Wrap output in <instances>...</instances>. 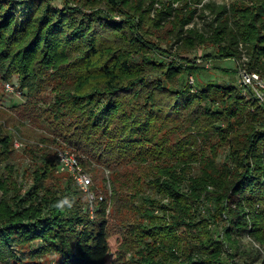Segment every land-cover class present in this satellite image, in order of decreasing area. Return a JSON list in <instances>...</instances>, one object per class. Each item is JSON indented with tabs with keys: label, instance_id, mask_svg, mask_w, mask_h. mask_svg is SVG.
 <instances>
[{
	"label": "trees",
	"instance_id": "trees-1",
	"mask_svg": "<svg viewBox=\"0 0 264 264\" xmlns=\"http://www.w3.org/2000/svg\"><path fill=\"white\" fill-rule=\"evenodd\" d=\"M103 1L106 11L98 8ZM192 1L63 0L62 9L46 0L34 6L0 0V76L9 81L12 73L19 74L20 88L30 95L50 70L59 73L74 63L83 66L82 82L71 88L65 100L86 109V122L74 144L79 148L82 139L90 141L100 152L99 160L107 165L137 158L147 164L156 159L146 143L154 140L163 124H182L177 121L181 113L193 126L192 138L185 144L195 145L192 134L217 135L216 142L227 148L226 163L216 165L203 155L200 159L205 167L193 178L185 176L186 166L194 160L193 148L187 151L179 140L171 154L161 147L179 166L156 169L150 179L166 203L135 193L144 222L137 225L136 241L141 247L131 264H264V103L248 104L233 83L196 78L195 85H188V73L204 68L189 62L184 69L172 66L156 54L158 45L144 27L150 9L158 4L161 10L152 20L154 28L174 16L172 33L183 46L215 45L217 52L213 57L206 55V61L241 59L244 54L247 69L264 77V0L217 6L207 36L195 29L183 30L195 13V8L190 9ZM114 11L123 15L122 22L114 21L110 14ZM184 32L186 37H182ZM71 53L76 54L74 59ZM99 55L103 59L97 65ZM94 70L100 71L96 78L103 83L85 89L83 84L94 78L90 77ZM244 109L247 112L241 115ZM114 123L119 126L112 129ZM12 143V134L0 131V165L9 161ZM39 157L41 165L31 171L32 183L25 188L12 176L14 168L9 163L4 166L7 174L0 175V263L28 264L27 257L30 263L44 258V263L32 264L46 260L47 264H107L110 246L104 201L97 202L90 215L86 195L70 176L56 172V161L48 154ZM54 173L66 178L47 185ZM185 180L189 192L181 186ZM111 183L115 186V181ZM116 184L115 205L122 200L116 190L132 187ZM208 186L217 191L215 196ZM204 201H210L211 210L216 211L210 223L196 220L195 208ZM127 204H117V208ZM156 210L170 213L166 218L156 215Z\"/></svg>",
	"mask_w": 264,
	"mask_h": 264
},
{
	"label": "rangeland",
	"instance_id": "rangeland-1",
	"mask_svg": "<svg viewBox=\"0 0 264 264\" xmlns=\"http://www.w3.org/2000/svg\"><path fill=\"white\" fill-rule=\"evenodd\" d=\"M13 1H24L34 6L40 0ZM209 1L211 0H194L190 2V9L195 8V13L189 23L183 27L184 31L195 29L199 33L208 32L209 24L212 23L216 17V7L220 5L227 6L237 0ZM46 2H48L49 5L57 6L62 9L65 7L63 0H46ZM206 5H211L212 9L206 7ZM98 8L104 11L107 10L104 1ZM160 10L159 5L155 4L153 9L151 8L148 13L147 22L144 23V27H148L146 28L147 31L152 33L149 39L158 45L156 54L159 55V57L162 56L168 63H173L172 66L175 68L184 69L187 62L193 67H198L200 69L203 67L204 69L198 72H195L197 68H193L195 71L190 72V74L188 73V85H195L196 78L202 82L212 80L219 84H236V65L233 60L230 58L225 60L211 58L210 61H208L209 63H205L207 62L204 60L206 55H211L213 57L217 52V47L215 45L204 42L196 45L193 49H188L186 46H183L181 41H178L176 37H174L172 33L173 25L170 23L173 21L174 16L165 18V20L167 19L166 22H163L158 29L154 28L152 20L157 18V12ZM184 12L185 9H183V13ZM110 14L114 21H123V15H120L117 11L110 12ZM180 17H182V15H180ZM204 35H206V33ZM182 37H186L185 32L182 33ZM70 57V59H74L76 54L71 53ZM169 57L171 59H169ZM102 59V56H97L95 64L100 65ZM206 64L209 65L207 66ZM65 68L59 73L50 70L41 81L36 83V90L30 95H27L26 90L20 88L19 74L12 73L9 80V82L13 83L16 94H9L5 90L4 85L7 81H3L0 76V131L2 134L6 132L11 133L13 141L17 139L22 143V147L19 149H14L12 143L13 148L9 155V161L0 165V175L2 173L7 174V170L6 168L4 169V166L9 163L14 168L12 176L25 188L32 183V176H30L31 171H33L35 167L41 165L40 153L48 154V158L55 159V161L56 153L60 150L73 153L79 161H83V164H85L84 169L91 176L92 186L94 187L91 191L95 195H102L103 197L106 207L108 243L110 246L107 264H131L132 257L136 255V252L140 250L141 247L140 243L138 244L136 241L138 232L140 233V229L137 225L144 222V218L142 217L143 207L140 202H137L139 201L137 200L138 198H136L137 194L157 197L158 201L160 200L159 202L162 200V202H165L166 199H162L158 196L156 191L152 188V180L150 179L154 177L156 169L158 171L159 168L164 166H179L177 165L178 163L176 164L173 155L170 157L165 154V151L163 150V152L161 147L163 146L166 150H169L171 154L173 151L177 150L175 143L179 140V144H182L181 147L187 149V151L188 148H193L191 154L194 160L192 159L193 161L188 163L185 172V176L192 178L197 176L205 167L203 160L200 159L203 155H206L208 159L214 160L216 165L221 166L222 163L225 164L227 148L216 142L217 135L204 137L199 134H192L196 136L195 145L191 146L190 144H185L184 142L186 140L192 138L189 136V133L193 129V126L190 123L191 120L187 119L186 114L183 115L181 113L177 115L179 119L177 121L182 124H163L159 129V133L154 135V140L146 143V147L150 149V152L155 151L156 159H151L150 157L149 160L151 159V161L147 164L138 161L139 158H137L133 161L128 160L127 163L121 165H107L106 162L103 163V161L99 160L98 154L100 152L97 151L96 147H93V144L90 145V141L84 140L85 138L82 139L79 148L74 144L75 142H79V131L86 122V109H82L81 106L69 105L70 102H65V100L71 88L77 83L82 82L79 75L83 74L84 68L81 65L79 66L78 63L70 65L69 69L67 67ZM98 74H100L99 70H94L92 72L90 77L94 78L87 80L83 84L85 89H91L93 86L102 85L103 79L96 78ZM246 101L248 104L253 102L251 99H246ZM247 106L249 107V105ZM130 110L131 109H127V113H129ZM246 112L247 110L244 109L240 114L245 115L244 113ZM243 119L246 120L244 117ZM183 120L184 122H182ZM116 126H119V124L117 125L114 123L112 129H115ZM99 134L100 131L96 133L95 137ZM142 144L143 143L140 145ZM211 144H213V151L211 149ZM33 151L34 154L32 153ZM89 152L95 155L96 158H93ZM103 159H106V157L103 156ZM86 162L90 165L87 166ZM153 165H155V167ZM65 178L66 177H63L61 174L54 173L51 180H48L46 184L53 185L56 181L61 183ZM112 180L115 181V186H112ZM117 182L127 183L132 186L129 188L120 186V188L116 190L119 198L122 199L116 203L119 205L128 203L126 208H117V204L115 205L112 201V194L117 187ZM188 183V180L181 183L183 191L189 192ZM207 189L212 193V197L217 193L211 186H208ZM99 201L100 200H97L94 206H97L96 203ZM211 207L213 208L210 201L198 203L195 208L197 213L196 220L201 219L210 223V221L213 220L212 215L216 214L215 209L211 210ZM210 210L213 213H211ZM154 213L159 216L164 215L167 218L170 212L164 211L162 214L160 210H156ZM158 221L160 220L156 219V222ZM218 221L219 225L222 226L224 222H222L221 218ZM46 261L45 264L48 263ZM25 262L28 264L38 262L44 263V258L43 260L42 258L35 259L34 262L30 263V260L26 257Z\"/></svg>",
	"mask_w": 264,
	"mask_h": 264
},
{
	"label": "built area",
	"instance_id": "built-area-1",
	"mask_svg": "<svg viewBox=\"0 0 264 264\" xmlns=\"http://www.w3.org/2000/svg\"><path fill=\"white\" fill-rule=\"evenodd\" d=\"M209 2H215V0ZM231 60L236 65V86L239 88L241 95L245 99L264 103V77L258 72L247 69L244 64L247 60L246 55L243 54L241 59L231 58ZM4 86L9 94H16L13 83L7 81ZM13 147L19 149L22 147V143L15 139ZM56 165V172L69 175L75 187L86 195L88 199L87 209L89 214L92 215L95 208L94 203L97 200L103 201V197L102 195L97 196L91 191L92 179L90 174L84 169L78 158L66 150H60L56 153ZM254 246L260 249L258 244L254 243ZM260 250L263 253L262 249Z\"/></svg>",
	"mask_w": 264,
	"mask_h": 264
}]
</instances>
